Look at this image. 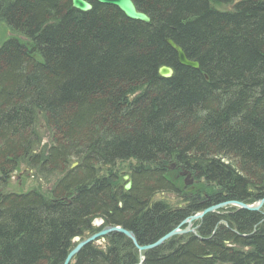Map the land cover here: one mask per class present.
Here are the masks:
<instances>
[{"label": "trees", "instance_id": "16d2710c", "mask_svg": "<svg viewBox=\"0 0 264 264\" xmlns=\"http://www.w3.org/2000/svg\"><path fill=\"white\" fill-rule=\"evenodd\" d=\"M87 1L0 0L18 35L0 47V264H63L108 226L144 247L209 207L264 199V0H132L148 24ZM23 157L59 172L50 193L5 190ZM193 226L142 253L113 233L70 264H264V206Z\"/></svg>", "mask_w": 264, "mask_h": 264}, {"label": "water", "instance_id": "95a60500", "mask_svg": "<svg viewBox=\"0 0 264 264\" xmlns=\"http://www.w3.org/2000/svg\"><path fill=\"white\" fill-rule=\"evenodd\" d=\"M94 2L98 5H105V6H111L115 9H117L125 19L133 22H140L143 24L149 23V18L139 12L132 0H94ZM70 4L72 9L75 11L81 12V13H88L92 10V4L87 0H70ZM167 45L169 48L175 53L176 58L178 59V62L181 66L191 68L194 70H198L199 65L196 62L190 61L185 56L183 50L177 46L175 43H173L171 40H166ZM158 75L163 79H169L172 75V71L168 68L161 67L158 70ZM186 173H184L185 175ZM183 176V174H181ZM124 181L127 180V177L123 178ZM184 183L188 186L192 185V180L190 179V174H186V177L184 179ZM131 187V182L129 181L127 184L124 185L123 190L125 192H128ZM264 206V199L259 200L256 203H253L251 205H246L239 202H225L221 203L220 206L216 207H209L203 211H201L198 214L190 216L187 220H184L181 222L178 227L166 235H164L162 238L158 239L155 243L140 247L137 245L135 238L133 234L129 231H126L124 229H121L119 227H104L101 230H99L96 234L91 235L85 239L75 238L74 242L76 243L75 247L67 254L63 264H70L73 258L87 245L89 244H95L97 246H102V242L104 241V238L107 237L110 234L116 233L123 235L127 239L131 240L133 245L136 247V249L142 253L148 250L155 249L159 246H161L164 242L170 240L174 236L184 235L187 233L195 234V231L193 232L190 230L191 223L194 221H199L203 218L205 214L208 213H214L219 208H225V207H235L239 210H246L249 212H260L261 209ZM101 225V222L99 220H95L92 223V226L98 227ZM182 227H184L182 229ZM197 228V227H196ZM195 228V229H196Z\"/></svg>", "mask_w": 264, "mask_h": 264}, {"label": "rangeland", "instance_id": "374dc122", "mask_svg": "<svg viewBox=\"0 0 264 264\" xmlns=\"http://www.w3.org/2000/svg\"><path fill=\"white\" fill-rule=\"evenodd\" d=\"M17 36H18L17 34H15L14 32L10 31L7 28L3 20H0V47L8 39H11L14 37L16 38ZM40 136L41 138L38 144H40L39 146H41V148L44 145H46L47 147H50L54 144V139L51 138L50 135L47 134L46 132H42ZM25 162H28V160L25 157H23L21 160L18 161V169L17 170L15 169L11 173H9L5 190L7 192H13V193L27 192L29 190H37V191L43 192L44 194L50 193L52 190V187L55 185L56 181L58 180L59 172L50 170L47 173H42L39 171V169H41L40 168L41 166H38L36 164L35 166H33V168L35 169L34 171V169H30L29 167H27ZM31 163H32V160H31ZM76 165L77 163L74 162V160L69 161V163H67V166L69 167L70 170L73 169ZM125 174L127 175L126 171L123 172L122 175H120L121 176L120 180L123 183L125 182L122 180V177L125 176ZM183 177L185 178V175H183ZM193 183L194 181H192V185ZM185 186H188V185H186L183 180V187L186 188ZM169 201H171V199H169ZM172 201L176 203L175 198H173ZM195 222L197 221L192 222L190 226V230L193 229L192 230L193 232L196 230L195 229L196 227L193 226ZM183 228L184 227H182V229ZM102 244H104V241L102 242Z\"/></svg>", "mask_w": 264, "mask_h": 264}, {"label": "bare ground", "instance_id": "6f19581e", "mask_svg": "<svg viewBox=\"0 0 264 264\" xmlns=\"http://www.w3.org/2000/svg\"><path fill=\"white\" fill-rule=\"evenodd\" d=\"M81 13V12H80ZM176 61H177V64L179 65V66H181L180 64H179V62H178V59L176 58ZM161 67H164V68H168V69H170L171 71H172V75H171V77L173 76V69L172 68H170V67H167V66H161ZM161 67H159L158 69H157V74H158V70L161 68ZM183 67V66H182ZM159 76V75H158ZM160 77V76H159ZM170 77V78H171ZM124 177H127V180L126 181H124L123 180V178ZM123 178H122V180L125 182V184H127L129 181L131 182V180H130V177H129V175L127 174V175H125V176H123ZM218 206H220V205H218ZM213 207H216V206H213ZM220 209V208H219ZM187 220V219H186ZM200 221V220H199ZM101 222V221H100ZM102 226V224L100 225V226H98V227H95V228H100ZM94 227V226H93ZM193 230V229H192ZM94 234H96V233H94ZM93 234V235H94ZM195 234H196V231H195ZM194 234V235H195ZM91 236V235H90Z\"/></svg>", "mask_w": 264, "mask_h": 264}, {"label": "flooded vegetation", "instance_id": "af4514ba", "mask_svg": "<svg viewBox=\"0 0 264 264\" xmlns=\"http://www.w3.org/2000/svg\"><path fill=\"white\" fill-rule=\"evenodd\" d=\"M181 174H184V173H181Z\"/></svg>", "mask_w": 264, "mask_h": 264}]
</instances>
